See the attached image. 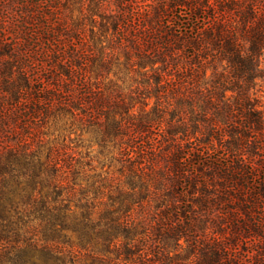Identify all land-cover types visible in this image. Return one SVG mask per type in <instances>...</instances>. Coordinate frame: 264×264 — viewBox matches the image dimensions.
<instances>
[{
  "label": "trees",
  "instance_id": "16d2710c",
  "mask_svg": "<svg viewBox=\"0 0 264 264\" xmlns=\"http://www.w3.org/2000/svg\"><path fill=\"white\" fill-rule=\"evenodd\" d=\"M60 1L0 0V264L103 263L89 248L115 240L124 241L118 264H154L129 245L142 235L156 243L158 264H264V0L103 8L113 31L95 78L122 53L143 107L155 100L138 117L92 81V48L79 36L64 43ZM118 107L127 114L119 121ZM52 113L96 124L101 141L119 139L118 207L93 218L72 159L55 145L42 152ZM151 202L159 211L148 221ZM133 205L138 221L128 218ZM164 244L191 258L166 262Z\"/></svg>",
  "mask_w": 264,
  "mask_h": 264
},
{
  "label": "rangeland",
  "instance_id": "374dc122",
  "mask_svg": "<svg viewBox=\"0 0 264 264\" xmlns=\"http://www.w3.org/2000/svg\"><path fill=\"white\" fill-rule=\"evenodd\" d=\"M101 1L103 6L99 9L98 2ZM156 1L129 0V2H134L132 7L140 6L141 11H153ZM54 6L56 7L53 8L58 9L55 11L56 15L54 16H57L59 23L66 27V32L63 36L64 43H66L65 39L70 37L73 42H77L79 36L81 38L79 46L91 47L92 52L95 53L90 56L89 62L93 70L90 73L92 81H95L100 86L104 94L118 95V99L123 98L126 107L133 106L131 111L135 117L150 111L155 100L151 97L149 104L143 107L141 104L142 100L138 96V93L143 88L140 83V77L128 68L122 53H116L109 60L103 76L95 78V72L98 71L95 67L100 64L102 59H108L110 37L113 31L110 18H103L101 12L104 8L107 13H115L117 9L115 0H61L60 3ZM125 10L127 12L128 8ZM219 68L221 67L219 66ZM139 72L142 71L140 70ZM211 73V65H208L206 67V79H209ZM262 90L258 107L264 110V87ZM124 109L118 107L111 114H114L115 119L119 121L122 117H127V114L123 112ZM40 132L38 137L43 141L41 147L43 153L47 151L49 146L55 145L61 153H65L67 159H72L75 168L80 171L76 182L87 190L89 202L95 204V207H93V218H97L100 212L110 206V204H114V208L118 207V185H121L124 180V177L120 174L122 164L120 161L119 139L118 141L109 139L101 141V135L96 124L82 122L78 118H73L69 114L63 113L55 114V116L52 113L44 127L40 129ZM99 202L101 204H98ZM69 206L71 211L76 210L73 201L70 202ZM146 210H149V213L146 214L148 221H152L153 214L159 211L154 202H151ZM141 217L142 212L133 205V209L129 211L128 218L138 221ZM63 234H66L69 238L71 237L70 240L75 242L74 235L69 231H64ZM120 243L123 245L124 241L115 240L114 245L112 243L108 249L102 251L100 244L93 246V248L90 247L88 253L92 252L94 257L102 256L104 262L95 261L91 263L92 258L90 256L86 257V261L91 264L120 263L121 258H123V254L118 257V245ZM134 244L142 249L141 252L145 258H149L145 260V263L158 264L160 262L158 258L162 255L158 253L156 243L147 241L146 237L142 235L129 243L131 246ZM164 247V254L166 255L164 260L166 262L173 263L177 261V253H180V257L184 259L191 258L189 250H178L172 244H164ZM90 249H93V251Z\"/></svg>",
  "mask_w": 264,
  "mask_h": 264
}]
</instances>
